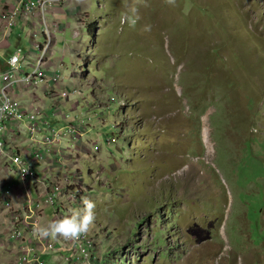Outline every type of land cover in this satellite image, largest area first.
Returning a JSON list of instances; mask_svg holds the SVG:
<instances>
[{
    "label": "rangeland",
    "instance_id": "1",
    "mask_svg": "<svg viewBox=\"0 0 264 264\" xmlns=\"http://www.w3.org/2000/svg\"><path fill=\"white\" fill-rule=\"evenodd\" d=\"M10 1L0 0V40ZM135 6L134 26L125 0H64L47 14L49 26L58 23L51 67L70 92L62 112L88 129L60 146L75 148L63 164L83 176L82 187L73 202L49 206L37 187L29 197L1 156L0 264H14L23 244L39 239V249L66 257L55 264H85L69 240L33 235L34 224L82 208L85 197L96 205L87 234L98 264H264V0ZM21 26L0 44V68L29 46L30 29ZM60 48L70 52L61 61ZM14 134L8 144H22L24 134ZM80 139L100 150L80 159ZM50 165L55 178L59 166Z\"/></svg>",
    "mask_w": 264,
    "mask_h": 264
},
{
    "label": "built area",
    "instance_id": "2",
    "mask_svg": "<svg viewBox=\"0 0 264 264\" xmlns=\"http://www.w3.org/2000/svg\"><path fill=\"white\" fill-rule=\"evenodd\" d=\"M64 0H11L1 13L2 36L0 44L4 45L12 27L21 24L27 26L29 46L25 49L17 47L5 60V66L0 68V162L1 156L5 160V167L18 175L22 183L27 180L33 183H44V201L49 206L62 203L61 198L68 202L76 199L75 191L82 187L83 176L70 172L63 164L68 158L66 148L60 149L68 136L80 138L85 134L84 126L75 124L68 114L63 113L61 101L65 100L70 92L62 86V74L58 67H51V46L53 30L56 25L47 24V14L52 8L61 5ZM34 21V22H33ZM35 22L37 27L43 26L40 32L33 31ZM53 25H55L53 27ZM8 46V44L6 45ZM29 70H26V69ZM39 91V92H38ZM72 92H76L73 90ZM30 98H22L21 95ZM39 95L55 99L50 105H43ZM113 100V99H112ZM17 131L22 138V144L14 146L8 144V139ZM115 142L111 137L107 143ZM25 143H28L24 145ZM97 150L99 145L92 146ZM56 161L60 172L52 177L51 163ZM49 165L45 168V164ZM44 167V169H42ZM65 167V168H64ZM58 176V179L56 177ZM53 178V179H52ZM70 186L67 193H61L63 185ZM10 181L8 187L10 188ZM72 249L77 259L82 258L85 264L89 261L98 264L101 257L96 256L95 242L89 234L82 236L78 241H71ZM38 243L23 245V252L17 257L14 264H46L42 256L48 252L38 248ZM42 249H51L42 245Z\"/></svg>",
    "mask_w": 264,
    "mask_h": 264
},
{
    "label": "clouds",
    "instance_id": "3",
    "mask_svg": "<svg viewBox=\"0 0 264 264\" xmlns=\"http://www.w3.org/2000/svg\"><path fill=\"white\" fill-rule=\"evenodd\" d=\"M143 0H134L132 5L125 0V7L135 15V18L128 17L131 25H135L139 19L137 15L136 3H141ZM170 6L176 5V0H164ZM147 6V5H145ZM145 31L150 30V26H145ZM83 207L80 209H71L69 214L56 218L46 225L34 224L33 235L37 238H46L56 240L63 238L64 240L78 241L82 236L86 235L92 227L96 218V205L88 198H82Z\"/></svg>",
    "mask_w": 264,
    "mask_h": 264
},
{
    "label": "crops",
    "instance_id": "4",
    "mask_svg": "<svg viewBox=\"0 0 264 264\" xmlns=\"http://www.w3.org/2000/svg\"><path fill=\"white\" fill-rule=\"evenodd\" d=\"M52 24H55V25H57L58 23L57 22H55V21H52L51 22ZM66 27H68V26H65V28ZM85 27H88V26H86L85 25ZM64 28V29H65ZM63 28L61 29V30H64ZM57 29H55V30H53V32L54 31H56ZM56 34L57 33H54V35H55V37H56ZM6 44H8V42L6 41L5 42ZM59 43H61V41L60 40H55V47H54V49H56L57 48V45L59 44ZM65 50V51H64ZM67 50V48H65V49H63V48H60L59 50H58V53H59V57H58V59H59V61H61V58H62V56L65 54V53H70V52H68V51H66ZM70 51H73V50H70ZM78 58H80V56L78 57ZM80 72H81V70H80ZM87 71H85L84 72V75H81L80 76V78H83L82 80L85 82V83H88L90 80H88L87 78ZM74 82H76V81H74ZM78 83H79V81H77ZM99 89V88H98ZM95 93V92H94ZM98 94V93H97ZM96 93H95V96H98ZM20 97H22V98H27V99H29L30 97L28 96V95H21ZM40 97H44V98H46V100L45 99H41ZM70 97V94H69V96L65 99V101H67L68 99H70L69 98ZM39 101L41 102V103H43V105H48L49 103H51V102H54L55 101V99H53V98H50L49 96H42V95H39ZM71 100H73V98H72V96H71ZM48 103V104H47ZM76 107H77V102H75V103H73L72 105H71V109L73 110V109H76ZM71 117V116H70ZM72 119V118H71ZM85 127V126H84ZM84 130H85V134L87 133V131H88V129L85 127L84 128ZM68 140V139H67ZM71 140H76V139H71ZM86 142H88V143H86ZM77 144L78 143H81L82 145L81 146H83V150H81L83 153H80V155H81V157H80V159H82V155H84V156H89L90 154L92 155V153H95L96 151L95 150H93V141L92 140H89V139H87L86 141H82V139H80L79 140V142H76ZM75 143V144H76ZM107 144H109V143H107ZM66 149L68 148V149H70L71 150V152L73 151V149H75V148H69V147H65ZM98 150V149H97ZM99 150H100V146H99ZM92 152V153H91ZM68 156H69V154H68ZM67 167L70 169V172L71 173H73L74 172V170H72L70 167H69V165H67ZM42 169H44V167L42 168ZM92 173V172H91ZM91 175H93V173L91 174ZM10 184H11V182H10ZM11 186H15V185H11ZM10 186V187H11ZM22 186H27V192H28V195H29V197H30V187L32 186V187H37L39 190H42V192L44 193L45 192V186H43L42 184L41 185H39V184H36V183H33V182H25V183H22ZM19 187V186H18ZM45 196V195H44ZM44 196H43V199H44ZM46 204H48V203H46ZM47 208L49 209V206H47ZM25 217H29V215H25ZM44 217H45V219H47V217L44 215ZM28 219V218H27ZM26 219V220H27ZM27 223V222H26ZM37 246H38V248H39V244H37ZM51 254V253H50ZM49 253H47L46 255H48V256H50V261H51V263L50 262H48V264H55V261L56 260H58L59 262H64L65 261V259H66V257H64L63 256V258H58L57 256H54V255H50ZM76 259H77V257H76Z\"/></svg>",
    "mask_w": 264,
    "mask_h": 264
},
{
    "label": "trees",
    "instance_id": "5",
    "mask_svg": "<svg viewBox=\"0 0 264 264\" xmlns=\"http://www.w3.org/2000/svg\"><path fill=\"white\" fill-rule=\"evenodd\" d=\"M195 108H198V106ZM204 109H205V107H203L200 111L203 112ZM42 259H43V261H45L44 256L42 257Z\"/></svg>",
    "mask_w": 264,
    "mask_h": 264
}]
</instances>
